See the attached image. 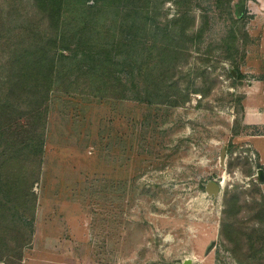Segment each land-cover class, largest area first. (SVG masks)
Instances as JSON below:
<instances>
[{
	"label": "rangeland",
	"instance_id": "1",
	"mask_svg": "<svg viewBox=\"0 0 264 264\" xmlns=\"http://www.w3.org/2000/svg\"><path fill=\"white\" fill-rule=\"evenodd\" d=\"M185 259L264 264V0H0V264Z\"/></svg>",
	"mask_w": 264,
	"mask_h": 264
},
{
	"label": "trees",
	"instance_id": "2",
	"mask_svg": "<svg viewBox=\"0 0 264 264\" xmlns=\"http://www.w3.org/2000/svg\"><path fill=\"white\" fill-rule=\"evenodd\" d=\"M56 26H57V22H56ZM53 45H55V44H52V47H47L46 45H44V50H43L42 54L39 53V56H38V60H39L40 64L43 63V68H41V72H42V77L45 81L47 79H49L48 81H52L53 70L55 69L54 63H55L56 58L59 57L58 51H61L59 49L55 50V46H53ZM93 71L95 73V70H93ZM48 83L42 82L41 88H44L45 85ZM134 88H135V86L133 85V83H131V89L128 87L127 83L122 84V91H121L120 99H128V98H126V97H128L127 93H132L133 97L129 98V100L139 101L140 99H143L142 101H144V102H147V103L150 102L149 100H146L145 97L144 98L140 97L139 96L140 90L136 91ZM39 90L40 89H37V87L34 89V91H36V99L33 100L34 105H32V107L34 108L33 111L35 112V115H34L35 120H37V122L40 121L41 115L45 116V109H46V107H43V105H45V100H46L45 95L46 94L41 95L39 97V93H38ZM144 92L147 93L146 88H145ZM24 93L26 95H29V93H32V91L31 92L25 91ZM42 128H43V126H42ZM41 149H42V143L40 145V150H38V151H40L39 154H41Z\"/></svg>",
	"mask_w": 264,
	"mask_h": 264
},
{
	"label": "water",
	"instance_id": "3",
	"mask_svg": "<svg viewBox=\"0 0 264 264\" xmlns=\"http://www.w3.org/2000/svg\"><path fill=\"white\" fill-rule=\"evenodd\" d=\"M223 155V154H222ZM221 164H223V156L221 157ZM259 178L263 180L262 172L259 173ZM223 185L221 182H208L206 185V192L208 195H217L220 193ZM180 264H192L191 259H185Z\"/></svg>",
	"mask_w": 264,
	"mask_h": 264
},
{
	"label": "bare ground",
	"instance_id": "4",
	"mask_svg": "<svg viewBox=\"0 0 264 264\" xmlns=\"http://www.w3.org/2000/svg\"><path fill=\"white\" fill-rule=\"evenodd\" d=\"M224 180H223V178H222V181H221V183H222V185L224 184V182H223ZM191 261H192V264H193V260L191 259Z\"/></svg>",
	"mask_w": 264,
	"mask_h": 264
}]
</instances>
